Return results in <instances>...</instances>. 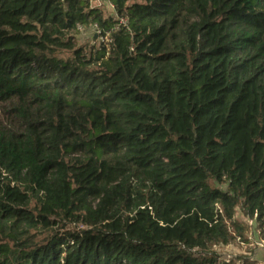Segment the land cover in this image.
Returning <instances> with one entry per match:
<instances>
[{
  "label": "trees",
  "instance_id": "trees-1",
  "mask_svg": "<svg viewBox=\"0 0 264 264\" xmlns=\"http://www.w3.org/2000/svg\"><path fill=\"white\" fill-rule=\"evenodd\" d=\"M110 1L0 0V264H236L237 214L264 232V0Z\"/></svg>",
  "mask_w": 264,
  "mask_h": 264
},
{
  "label": "rangeland",
  "instance_id": "rangeland-1",
  "mask_svg": "<svg viewBox=\"0 0 264 264\" xmlns=\"http://www.w3.org/2000/svg\"><path fill=\"white\" fill-rule=\"evenodd\" d=\"M102 5L99 6L105 15H114V10L107 4L106 0H102ZM93 5H98V0L92 1ZM98 33L94 28H83L77 35L79 44L96 43L102 41L103 38L98 37ZM98 38V40H97ZM238 220L242 221L246 226L244 238L237 237L231 244L217 247V252L223 259H234L236 264H241V261H246L243 257H248L249 261L256 264H264V232L263 228L245 219L240 213L237 214Z\"/></svg>",
  "mask_w": 264,
  "mask_h": 264
},
{
  "label": "built area",
  "instance_id": "built-area-1",
  "mask_svg": "<svg viewBox=\"0 0 264 264\" xmlns=\"http://www.w3.org/2000/svg\"><path fill=\"white\" fill-rule=\"evenodd\" d=\"M107 1V4L112 8V9H114V7H113V4L111 3V1L110 0H106ZM103 3H102V0H99V4H98V6H101ZM81 30H82V28H81ZM94 30H95V28H94ZM97 33V32H96Z\"/></svg>",
  "mask_w": 264,
  "mask_h": 264
},
{
  "label": "crops",
  "instance_id": "crops-1",
  "mask_svg": "<svg viewBox=\"0 0 264 264\" xmlns=\"http://www.w3.org/2000/svg\"><path fill=\"white\" fill-rule=\"evenodd\" d=\"M91 1H93V0H91ZM98 1H99V0H98ZM94 6L99 7L98 5H94ZM99 8H101V7H99Z\"/></svg>",
  "mask_w": 264,
  "mask_h": 264
}]
</instances>
